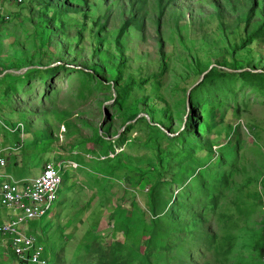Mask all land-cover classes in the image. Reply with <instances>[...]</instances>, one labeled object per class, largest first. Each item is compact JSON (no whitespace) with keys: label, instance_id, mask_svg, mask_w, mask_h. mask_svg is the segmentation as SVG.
Instances as JSON below:
<instances>
[{"label":"rangeland","instance_id":"obj_1","mask_svg":"<svg viewBox=\"0 0 264 264\" xmlns=\"http://www.w3.org/2000/svg\"><path fill=\"white\" fill-rule=\"evenodd\" d=\"M169 3L0 5V176L66 165L24 227L50 264H96V242L125 264H264V77L237 73L264 71V29L226 0Z\"/></svg>","mask_w":264,"mask_h":264},{"label":"built area","instance_id":"obj_2","mask_svg":"<svg viewBox=\"0 0 264 264\" xmlns=\"http://www.w3.org/2000/svg\"><path fill=\"white\" fill-rule=\"evenodd\" d=\"M2 3L3 0H0V5ZM18 3H24V0H18ZM5 166V160L0 157V167ZM65 167L61 162L49 161L41 176L22 182L0 176V213L2 209L11 213V218L0 231L11 242L15 255L23 263L50 264L45 256L46 246L23 227L47 217L52 205L59 199Z\"/></svg>","mask_w":264,"mask_h":264},{"label":"trees","instance_id":"obj_3","mask_svg":"<svg viewBox=\"0 0 264 264\" xmlns=\"http://www.w3.org/2000/svg\"><path fill=\"white\" fill-rule=\"evenodd\" d=\"M164 1L168 2L169 0H158L159 7L161 8L162 13L164 10L163 8H165L167 5V3H166V5L164 7V3H165ZM175 1L176 0H170L169 4H172ZM226 2L229 3L231 10H238L239 9L242 11L241 17L244 18L246 21V29L244 32L245 35L246 34L247 35L255 34L252 32L253 29H255V31H257L256 34L261 33V31L264 29V0H226ZM124 14L125 13H123L122 19H124V16H125ZM219 16L225 17V15H223V12L219 13ZM140 19H141L140 15L138 13H135V8H133L129 17L124 19V22L125 23L130 22L131 24H134L135 22L139 21ZM252 19H258L259 25L257 28L251 27L252 26V24H251ZM122 31H124L123 28H122ZM237 73L241 77H245L247 75H257V76L264 77V71H262L261 73L254 74V73H252L251 70L243 69L242 71H240V70L237 71ZM212 75H213V73H211V70L208 71V73L204 75L203 80L201 81L199 86H202L204 81L208 80ZM144 119L146 120L147 118H144ZM189 124L190 123L187 122L185 126L187 127V126H189ZM158 215L160 216V213H158ZM0 233H1V231H0ZM105 234L106 233H103V236H106ZM91 248L93 249V253L96 255L95 256L96 264H125L124 262H121L118 260L117 256L114 254V252L111 251V249H107V248L103 247L100 242L93 243ZM262 257L264 258V247L262 249Z\"/></svg>","mask_w":264,"mask_h":264},{"label":"crops","instance_id":"obj_4","mask_svg":"<svg viewBox=\"0 0 264 264\" xmlns=\"http://www.w3.org/2000/svg\"><path fill=\"white\" fill-rule=\"evenodd\" d=\"M4 175L7 176V177H9V179H10V176H8L7 174H4ZM10 216H11V213L8 210H6V209H2L1 210V213H0V228H1V226L3 224H5L6 222L9 221V219L11 218ZM24 230H25V228H24ZM29 234H33V233L29 232ZM0 248L1 249H4L3 251L0 250V260H1V263L2 264H12V262H11L12 260L13 261L17 260V261L23 263L15 255V253H14L12 247H11V242L6 237H4L1 233H0ZM23 264H27V263H23Z\"/></svg>","mask_w":264,"mask_h":264},{"label":"water","instance_id":"obj_5","mask_svg":"<svg viewBox=\"0 0 264 264\" xmlns=\"http://www.w3.org/2000/svg\"><path fill=\"white\" fill-rule=\"evenodd\" d=\"M204 75H205V74H204ZM204 75L202 76L201 80L196 84V86H198V85L201 83V81L203 80ZM192 88H193V87H192ZM192 88H191V89H192ZM191 89H190L189 92H188V98H187V107H188V108L190 107V103H191V99H190Z\"/></svg>","mask_w":264,"mask_h":264}]
</instances>
